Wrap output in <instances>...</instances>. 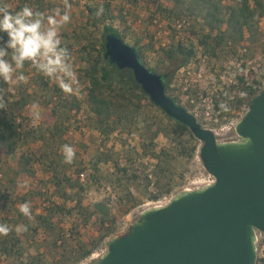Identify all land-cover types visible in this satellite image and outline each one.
<instances>
[{"label":"trees","instance_id":"trees-1","mask_svg":"<svg viewBox=\"0 0 264 264\" xmlns=\"http://www.w3.org/2000/svg\"><path fill=\"white\" fill-rule=\"evenodd\" d=\"M72 1L0 0V6L6 5L16 12L27 5L46 17L56 18L67 12L66 4H72ZM82 1L78 3L82 4ZM85 1L82 29L71 27L61 35V46L68 49L73 67L76 66L73 59L76 47L81 56L82 67L76 72L78 83L73 85L77 92H63L57 81L43 76L27 63L21 70L24 80H17L19 73L10 81L0 80V224L10 228L8 235L0 236V264H48V257H52L50 264H77L89 258L93 249L87 250L77 239L79 229L93 228L101 234V242L116 231L117 221L112 220L116 206L131 208L134 205L135 197L129 187L133 182L129 164L133 153L150 154L156 159L161 174L156 172L155 175L164 177L166 183L161 188L170 194L172 185L164 176L163 165L167 151L155 154V141L160 136L189 137L198 141L187 126L174 121L151 103L131 70H121L106 59L109 37L117 38L135 50L140 62L148 69L147 52L158 46L159 29L154 23L191 17L193 25L186 41H179L173 33L171 38L175 41L160 45L157 53L155 51L165 66L162 72L150 71L164 77L168 94L177 72L190 62L196 60L198 63L204 57L210 63L220 61L226 57L225 53L236 54L245 43L258 44L259 24L264 19V0H173L171 8H165L163 0ZM140 8L149 12L144 33L147 42L139 35L134 39L135 45L131 46L127 40L131 30L140 23ZM195 22H201L208 29L207 34H193L200 47L188 45ZM99 25L103 26V31L98 45L92 34L84 30ZM0 38L7 39L3 34ZM65 41L73 43L67 45ZM240 81L244 83L243 77ZM253 82L260 86L255 79ZM82 85L85 87L80 91ZM247 90L251 100L258 95L253 88ZM85 93V101H82L81 96ZM144 102L157 108L169 124L145 122L142 131L137 129ZM83 104L88 107V112H84ZM218 106H221L219 101ZM138 132L143 133L142 144L130 148L129 142ZM114 140L120 142L124 154L116 151ZM65 144L75 151L71 164L64 162L62 146ZM111 165L115 169L112 173ZM84 173L89 174L86 184L82 182ZM108 185L117 188L118 192L127 188L123 194H114L116 205L111 199L93 207L86 204L91 189L99 190ZM163 194L158 192L152 198L158 201ZM26 201L31 205V218L19 211V206ZM70 219H75L76 223L66 231L65 225ZM94 219L96 222L91 225ZM17 226L21 231L17 232ZM258 264H264V257L258 258Z\"/></svg>","mask_w":264,"mask_h":264},{"label":"water","instance_id":"water-1","mask_svg":"<svg viewBox=\"0 0 264 264\" xmlns=\"http://www.w3.org/2000/svg\"><path fill=\"white\" fill-rule=\"evenodd\" d=\"M105 57L131 70L151 103L191 130L215 183L143 211L96 264H258V236L264 234V91L237 124L238 139L220 142L167 95L164 77L148 70L131 47L109 37Z\"/></svg>","mask_w":264,"mask_h":264},{"label":"rangeland","instance_id":"rangeland-1","mask_svg":"<svg viewBox=\"0 0 264 264\" xmlns=\"http://www.w3.org/2000/svg\"><path fill=\"white\" fill-rule=\"evenodd\" d=\"M190 1L191 0H187V2ZM72 2V4H67L69 5V7H66V11L70 17V20L68 23L62 24L58 31L60 39L63 31H68L69 29H71V27H79L80 30L82 29L83 20L81 19L82 12L84 11L85 6L83 3L79 4L78 2ZM162 4L165 8H171L173 6V0H163ZM140 9V23H138V26H136L133 31L131 30L130 37H128L127 40L128 44L131 46L135 45L134 39L139 35L141 39H144V42H147V38L144 33L145 29L148 27V24H145V20L148 18L149 12L144 8ZM61 17L62 15H58V17L55 18L57 23H60ZM193 29L194 30L191 34V40L188 41V45H197V47H200L199 40L193 34L204 35L208 33V29L206 27H203L201 22H199V24H196L195 22V26ZM259 29L260 34L258 44L253 45L248 42L242 45L248 48V56L246 57L245 61L253 62L252 66L247 67V64H245L243 67L238 68L235 61L237 53H225L224 55L226 57H223L222 60H212L211 63L209 61L207 63L208 70L212 75L215 76L218 82L220 77L222 75H225V81L228 83V85H230L225 87V90L221 93V95H216L219 103L221 105L227 106V110L221 107L225 113L227 120L234 117L233 110L236 106L239 105L237 101L238 98L235 95L237 89L236 86L232 84V81L234 82V75L238 74L237 81L240 77H243V79H245L243 75L245 71L249 70L250 80L252 79L253 81V79H255L257 82H264V19L260 22ZM84 31L85 33H91L92 37L95 39V41H97L98 45L100 44L101 34L103 31L102 25H99L97 28H95L94 26H90L87 27V29H85ZM157 40L158 41L156 44L158 46L155 48V50L147 52V67L149 70H156L160 72L165 65L161 63V56L155 55V51L156 49H159L160 45L162 46L168 43L167 41L173 43L175 39H166L164 36H161L160 38L157 37ZM65 43L68 45L69 43L73 42L65 41ZM242 46H240L239 48H241ZM239 48L237 49V52ZM76 50L77 47L74 50L75 56L73 58L76 66H72L75 73L77 72L78 67H82V64L80 62L81 56L78 55ZM198 52L200 53L199 55H201V51L199 50ZM252 67H255V69H252ZM238 85L239 87H241L243 83L240 81ZM84 87L85 86L82 85V88L80 87V91H82ZM74 91L77 92L76 90ZM85 97L86 93L81 96L82 101H85ZM142 107L143 108L141 109V115L137 120V129L141 128L142 131L144 129L145 122L150 125L154 123H160L164 126H167L169 124L167 118L157 108L149 106L147 102H144ZM83 110L84 112H88L89 110L85 104H83ZM82 115L86 114L84 113ZM142 135V132H138L135 134V136H133L134 140L132 139L131 142H129V145L131 146L130 148L140 146L142 144V141L140 140V137ZM77 141H80V138H77ZM115 142L116 151H118V153L121 152L124 154V150L120 142L114 140V143ZM154 144L156 146L155 149H153L155 154H160L162 150L167 151V156H165V162L163 163L166 169V173L164 176L170 180L172 185V192L170 194H166V190L161 188L162 185L166 183V180L162 175H160L161 173L158 170V162L156 161V159L152 158L150 154L148 156H142L134 152V155L132 156V163H129L130 170L133 175L131 178L133 182H131L129 187L130 193L135 197L134 205L131 206V208H120L116 206L115 211L112 212V220L117 221L116 231L111 237L105 238L101 242L99 241L101 234L98 231H95L93 228L87 230L81 227L79 229V235L77 236V239L85 245L87 250L93 249V254L89 258L77 264H96L100 260V258L108 251L109 242L115 237L126 234L129 231L131 225L139 219L140 214L143 211L153 208L152 205L156 202H166V199H171L177 194L185 191V189L189 187V181H194L207 176L208 172L205 170L200 158V148L202 147V143L199 140L196 142L190 140L189 137L168 138L165 136H160ZM129 150L132 151V149ZM125 155H127V153ZM147 158H150V160L147 161ZM88 159L89 157L87 158V160ZM151 160H154V162H151ZM112 168H114L113 165L110 166V170ZM110 172L112 173L113 171L111 170ZM156 172H159L160 174L157 176L155 175ZM146 177H148L149 180H147ZM160 180L161 183L159 184ZM27 183L28 182H26V184ZM116 189L117 188H113L110 185L106 187L104 186L99 190L97 188H93L89 191L88 196H86V204L90 207H93L98 203L103 202L105 199H111L115 203L114 205H116L114 194H123L127 190V188H121L120 192H118ZM158 192H163L164 194L158 201H156L152 197ZM95 222V219L92 220L91 225H94ZM75 223V219H70V221H67L65 225L66 231L70 229ZM257 245L259 257L262 258L264 257V234H259ZM98 256L100 257L97 258ZM46 261L48 264H50L52 262V257H48Z\"/></svg>","mask_w":264,"mask_h":264},{"label":"built area","instance_id":"built-area-1","mask_svg":"<svg viewBox=\"0 0 264 264\" xmlns=\"http://www.w3.org/2000/svg\"><path fill=\"white\" fill-rule=\"evenodd\" d=\"M73 1L80 2V0ZM84 2L86 1L83 0L81 3ZM154 25L159 29L158 38L161 36H164L166 39L171 38L173 33H176L177 39L184 42L189 37L193 20L191 17L184 16L173 21L157 20ZM167 42L168 43L164 44V46L171 43L170 41ZM247 56L248 48L246 46L239 48L237 57L235 58L238 68L243 67L245 64H247V67L252 66L253 62L245 61ZM208 61L209 59L204 57L200 62L197 63L196 60L192 61L186 67L180 69L177 72L171 84V90L167 95L179 106L184 107L204 129L211 131L218 141H236L238 139L236 134L237 124L245 117L252 103L247 89L253 88L258 91V94H260L264 91V82H259L260 86H255L252 79L250 80L249 70H247L243 75L245 81L243 85L239 87V80L237 81L238 74L234 75V82L232 81V84L236 86L237 91L235 92V95L238 98L237 101L239 105L233 110L234 117L227 120L221 106H218L216 95H221L225 90V87L230 85L225 81V75L220 77L219 82L216 80L215 76L212 75L207 68ZM252 69H255V67H252ZM146 160L149 161L150 158H147ZM151 162H154V160H151ZM111 170L113 172L115 171L114 168ZM88 175L89 174L84 173L82 176V182L84 184L87 183ZM214 183L215 178L208 173L205 177L189 181V187L185 190L193 191L201 187L213 185ZM171 199H166V202H156L152 207L165 206L169 204ZM67 236H70L69 233ZM99 257L100 256L97 258Z\"/></svg>","mask_w":264,"mask_h":264},{"label":"clouds","instance_id":"clouds-1","mask_svg":"<svg viewBox=\"0 0 264 264\" xmlns=\"http://www.w3.org/2000/svg\"><path fill=\"white\" fill-rule=\"evenodd\" d=\"M66 7L69 5L66 4ZM69 20L67 12L57 23L54 16L46 17L44 13L34 11L27 5L16 12L10 11L6 5L0 6V34L7 37L6 40L0 38V80L10 81L18 73L17 80H24L21 70L27 63L43 76L57 81L63 92L71 94L74 91L73 85L78 81L70 63L68 49L61 46L58 35L60 26ZM221 107L227 110L226 105ZM62 153L64 162L71 164L75 157L73 147L63 145ZM19 211L31 218L29 202L21 204ZM16 230L19 232L21 228L17 226ZM9 232L7 224H0V236H6Z\"/></svg>","mask_w":264,"mask_h":264},{"label":"crops","instance_id":"crops-1","mask_svg":"<svg viewBox=\"0 0 264 264\" xmlns=\"http://www.w3.org/2000/svg\"><path fill=\"white\" fill-rule=\"evenodd\" d=\"M42 176H43V175H41V174L39 175V177H41V178H42Z\"/></svg>","mask_w":264,"mask_h":264}]
</instances>
